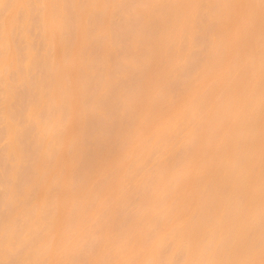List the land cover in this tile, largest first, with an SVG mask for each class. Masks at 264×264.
<instances>
[{"label": "rangeland", "instance_id": "rangeland-1", "mask_svg": "<svg viewBox=\"0 0 264 264\" xmlns=\"http://www.w3.org/2000/svg\"><path fill=\"white\" fill-rule=\"evenodd\" d=\"M21 1L19 0V3L22 4ZM204 1L206 2V0H204ZM233 1H231V2H233ZM257 1H254L252 3L255 4V2H257ZM262 1L263 0H261V2H259V4L262 3ZM0 2L1 3L3 2L2 4H0V37H2L1 32H3V30L5 31L6 28L4 27L5 29L1 30V26H3L2 24L5 21L6 14L7 13L11 14L10 10H12V9L10 8V5H12V4H11V0H4V1L1 0ZM205 2H202V3H205ZM208 2H209V0H208ZM211 2H213V1H211ZM19 3H14V4L19 5ZM46 3H48V1ZM46 3H44V4L46 5ZM59 3H60V6H59ZM40 4H42L41 0H25V3L23 5V7H24L23 9L21 8V6H20L21 9L14 7L15 9H18L17 11H19V12L17 14V11H15V9H14V10H12V13H13V11L16 12L14 14L17 15L18 19L20 20L19 22L21 23V21H22L24 23V26H23L24 30H22L23 32L21 30H19L22 23L20 24L17 21V19L14 18L13 20H15L16 23L18 22L20 24V26L17 23V25L19 26L18 29H16L18 26H16L15 24L14 25L16 26V28H12V31L10 28L9 34L11 33V37H10L11 40H10V38H8V41L10 40L12 42V46H11V42H9L10 43V45H9V43L6 40H4L7 42V44L5 43V47H6V45H9L7 54L11 53V52H9L10 51L9 47H11L12 48L11 50H13L15 57H14V62L13 61L11 62V59H10L9 62H11V64L8 62L10 65L9 64H8V66L6 65V68H4L2 66V68H4V69H2L0 67V69H2L1 75H3V79H2V76L0 75V242L3 244V242L5 240L7 241L8 240L7 235L9 236V239H10V240H8L9 243L11 242L10 244L8 243V241H7L8 244L6 242L4 243V245L5 244H7L9 246L11 245V248H9V249H8L7 245L5 246L7 248L0 246V264H25V263H28L29 260L30 261L32 260L31 264H49L50 261L49 262H47V261L50 257L52 258V256H51V253L47 255V253H49L47 251H49L50 249L52 250V248H53L52 245H54L55 243H58V242H56L57 239L55 240L54 243H51V241H50V244H52V245L48 244V242L47 243L45 242V239H47L50 235L52 236V237L50 236V240L55 238L54 234L52 235V232L49 236H47V231L49 230V229H47L48 228L47 223L49 222V219L52 218V216H55L57 214L58 210L62 211L61 213L64 215V211H65L64 209L66 207L65 203L68 202L70 204L72 202V201L69 202L68 199H70V198L72 199V197H74V196H77L76 198H78V199H87V196H89V192L94 193V194L96 192L97 195H99L101 190L104 189L105 187H107L106 185L108 183H109L108 185H110V181L114 177L113 176L114 174L119 173L118 175H115L118 178L122 177V176L119 177V175H121V173L125 174V172H126V174H127V172L129 170L124 171L123 170L124 168L122 169V167H126L132 161L131 159H133V158H131L130 162H128L129 161L128 160L129 154L124 153V152H126V150L124 151V149L128 148V150H129V147H130L129 143L132 142L130 140L132 138V135L135 134L134 132L136 131L138 123L140 124L139 121L142 120L141 126H138V127H140L141 129L146 128L145 130H147L150 133H152L156 128L158 129V127L164 128L162 126H166L167 122H169L171 120V118H173L172 116H174V115H171L170 116L171 118L167 117L169 114H171V113H169V114L167 113V112H169L168 110L170 109L169 107H171V104L173 106V104L178 102L177 100H182V98L186 95L189 96L191 94L190 92H192L191 90H193L192 89L193 86L195 84L197 85V83H198V85L201 84L204 77L206 76V78H207V74L210 71H212V69L214 67L216 70H218V68L221 69V67L223 66L222 64L225 62V59L228 58V56L227 55L225 56V54H224V48H226V47L228 48L229 46L231 47L233 45L232 42L229 43V41L225 38L226 40H221L220 44L217 43V45L219 44V46H217L218 48L216 50L215 49L216 47L214 48V46H213V44H211V40H210V37L213 36V34L210 36L211 31H213L214 29L217 30L219 28V24H218L219 20H221L224 15H227V13L224 14L221 9L222 8L224 9L225 7L229 6V0H214V2L212 4H210L211 5V7L209 8L210 10H207V8L205 9V11L207 10L210 13L207 11L206 12L203 11L205 8L204 7L205 5L203 6L204 7L203 9L199 10V7H198L199 5L196 6L197 4L194 3L195 6L198 7L196 10V8L192 5L191 0H56V4L52 3L54 5V7L52 8L50 15H52L51 16L52 19L56 18V16L58 14L60 15L59 23H56L54 21L55 19L53 20V23H52L57 28V30L54 29L55 27L52 28L53 31L55 30L54 33L57 32V34H56L57 42H55V44H57V46H58V47H56L57 51H55L56 50L55 47H54L55 50H53V46H56V45H54V40H55L54 37L51 36V38H50V39H54L52 42L51 40H49L45 36L46 32H45V35L43 34L44 33L43 30L48 28V26H49L47 24L48 26L46 27L45 25H43V22H44V24H46L47 22L51 23L52 19L50 21L49 20L46 21L45 17H46V14L48 11L47 12L43 11V12H45V15H44L45 17H42V14H41L42 13V7L41 6H43V5L40 6ZM231 4L232 3H230V5ZM45 5H44V7H45ZM47 5H50V4H47ZM261 5L263 6L264 2H263V4H260L258 7L259 8L262 7ZM200 7H202V4ZM45 8H47V6ZM229 9H231V8H229ZM8 11H10V12H8ZM227 11L228 10H226L225 12H227ZM262 12H263V10H262ZM262 12L259 11L258 13H262ZM208 13L210 15H212L211 17L214 20H212V19H211L212 21L210 20L211 17L209 16ZM82 14H85V15H82ZM190 15H192V16H190ZM263 16H264V13H263ZM41 17L43 19L45 18V21L44 20L42 21ZM183 17L189 18V19H187V22H185L186 23L185 25H183V22H182ZM80 18H82L84 21L80 20ZM3 19H4V21L2 23ZM79 21H80V24L82 26L84 25V27H80L81 25H79ZM183 21H185V20H183ZM10 26H11V24L9 25V27ZM44 26L46 28H44ZM50 27H51V25H50ZM78 27H79V29H78ZM80 28H81L82 34H81V31L80 32L78 31V30H80ZM6 30H7V32L9 31L8 29H6ZM261 32H263V31H261ZM54 33H52V34H54ZM5 34H7V36H8V33H5ZM79 34L81 37L79 36ZM5 36L6 35H4V38H5ZM54 36H55V34H54ZM188 36H189V38H188ZM211 39H213V38H211ZM188 40L190 43L188 42ZM239 40H240V38H239ZM256 40L258 41V43L255 44V42H257ZM2 41H3V39H2ZM2 41L0 43H2ZM253 41H254V44H252L253 46L256 45L257 48L261 49V50H262V48H264L263 47L264 46V34L261 37L259 36L258 39H256V38L253 39ZM209 44L213 48L212 51H214V52L211 51L212 48L210 47V51L212 53H210V51L208 49L210 46ZM256 46H254L255 50H256ZM239 47H238V49L241 48V47L240 48ZM1 48H2V44H1L0 49ZM27 48H30V50H32L31 51L32 57L29 58V59H31L30 64L24 66V63H22V62L23 61L27 62L25 60H28L26 58L24 60V57L27 55V52H26ZM76 49H77V51H76ZM24 51H25V53H24ZM52 51L53 52L55 51V53L57 52L58 59H55V56L51 55ZM76 52H78V54ZM239 52H242V51H239ZM182 53H185V57H183L184 58L183 60L180 58V55H182ZM7 54H6V56L8 57L10 54H8V55ZM74 54H76V56ZM53 55H56V54H53ZM51 56L54 57L53 62H51V60H53V59H51ZM10 57H12V56L10 55ZM26 57L28 58L29 56L27 55ZM0 58H2V57H0ZM179 59H180V62H179ZM8 60L6 59V62ZM12 60H13V57H12ZM28 62H29V60H28ZM239 62H241V61H239ZM254 62L256 63V61H254ZM247 65H249V64H247ZM59 69H61L64 72V74L66 73L65 76L63 75V77L66 78V79L64 78L65 79L64 81L68 82L69 88H70V86H72V84H73V86L74 85L78 86L77 88L79 90L75 89L76 86L71 87V89L73 90L72 94L76 95L75 97L73 95L72 98H74V99L76 98L75 105H77V106L75 108H78L77 113L75 112L76 109L74 108V106H72V103L74 104V102H72L74 99L69 98L70 99V101H69L70 104H69L66 100L67 96L66 97L64 96L61 98V99H63V98L64 99L61 100V102H57L58 104H55V105L49 104L48 101L44 100L45 105L46 104L48 106L52 105V107L50 109L48 107H47L48 109H43V107H41L42 108L41 109L38 106L39 104H37L36 106H38L41 109L40 111H38V109L36 107L32 106L33 108L37 109V110L36 109L35 110L38 111L37 116H40L39 117L40 120L37 122H34L33 121L34 118H33L32 122H31L30 121L31 119H28L31 117H26L25 113L28 110H31L32 108L26 110L27 107L32 105V104H30L32 102H33V104L37 103V101L39 100L38 95H37L38 91H40V93L38 92L39 96L42 94L43 97H45L44 96L45 93L51 94V90H50L51 85H52V83H54L53 86L55 85V82H53L55 79V75H56L55 72H57ZM222 70H224V66L222 67ZM228 71H229V69H228ZM59 74H61V73L59 72ZM68 74H71L73 78L71 79L70 78L71 76ZM211 74H212V72H211ZM238 74L239 73L237 72V74L234 76L235 79L231 80L230 82L232 85L236 86L237 88H239L241 85L246 86L248 88L250 86V88L252 89L251 95L249 96L247 103H245V106H246L245 110H250V111L254 110V112L256 113L258 110L262 109V107L261 106L259 107L258 104L264 103V95L259 96V88L261 85L258 83L256 84V82L251 83V80L253 78V74L249 77L248 81H243V80L237 79ZM74 75H75L76 79H74ZM59 76H57V77L63 83V79H61ZM261 77H262V79H264V72H263ZM70 79L74 80V81L72 82V81H70ZM228 80H230V79H228ZM69 82H71V84ZM57 83L59 84L60 81ZM214 84L218 85L219 82L217 83V80H216V83H214ZM261 84L264 85V80L261 81ZM215 85L214 86L212 85V86L215 87ZM66 86H67V84H66ZM66 86H65V88H66ZM58 87H59V85L57 86V88L54 87L52 91H54V90L56 91L58 89ZM36 88H39L40 90H38L36 92ZM60 88H61V85H60ZM65 88H64V90H65ZM69 88H68V90H69ZM218 88L220 89V85ZM229 88H230V84H229ZM48 90L50 92H47ZM202 90L203 89H201V91ZM207 90H209V89H207ZM216 90H217V88H216ZM7 91L9 93V97H10L9 103H7V100H6ZM74 91L75 92L77 91L78 94H77V92L74 93ZM209 92H207V93L205 92L203 94L201 93L200 97L205 98L204 96H206V94H208ZM215 92H216V94H219L221 92V90L215 91ZM215 92H213V93H215ZM222 92H224V89ZM222 92H221V94H222ZM56 93H57V91H56ZM60 93H61V90H60ZM66 93H69V92H65V94ZM63 94L64 93L62 92L61 95L60 94H58V95L63 96ZM216 94H215V96L213 95L214 98H216V96H217ZM221 94H219L220 97H221ZM45 95H47V94H45ZM224 95H223L220 103L210 104L212 101V99H211V101L209 100L210 101L209 104L207 103L206 106L202 107V113L204 114L205 118L203 119L202 122H200L201 125H199V127L201 129H203V127L206 129V131L204 130L206 132L205 133L206 134V136H205L206 137L205 138L206 143L204 141L203 146H205V149H208V151H210L209 148H212L211 147L212 142L214 140L220 139V137H221L220 131H221V128L225 122L236 121L239 125L242 123V118H243L242 115H243V112L245 110H242L241 112L233 113V112H231V109H230V107L232 106V101L235 100L236 98H238L239 96H233L232 101L230 99V102L227 103L226 102L227 98ZM209 96L210 95H208L207 98H210ZM53 97H56V95H54ZM68 97H69V94H68ZM217 97L219 98V96H217ZM197 98H195V99H197ZM211 98H213V97H211ZM40 99H42V98H40ZM43 99H42V101H43ZM50 99H51V96H50ZM47 100H48V98H47ZM58 100L60 101L59 98H58ZM214 100L215 99H213V101ZM185 101H187V100H185ZM49 102H52V101H49ZM54 103H55V100H54ZM183 103L186 104L185 102H183ZM198 103H200V102H198ZM6 104L8 106H5ZM40 104L42 106V103H40ZM45 105H44V107H45ZM68 105H70V109H71V106L74 108L73 110H74L76 116H73L74 112H72L73 111L72 109H71L72 111H70V113H69L70 109H69ZM177 105H178V103H177ZM187 105L189 107V104H187ZM173 107L176 108L175 105ZM6 108H8L7 112L5 111ZM175 108H173V109H175ZM195 108H197V106H195L194 109ZM199 108H201V107L199 106ZM227 108H228V112L226 113ZM256 108H257V110H256ZM223 109H225V113L224 112L222 113ZM199 110H201V109H199ZM197 111L198 110H196V112ZM29 112H33V110L29 111ZM71 112L73 114L72 115L73 117L71 116V118L75 117L74 119H76L75 120L76 127L74 126L75 124H73L74 121L70 124L72 119L69 122ZM174 113H175V111H174ZM199 113H201V111ZM26 114L28 115V112ZM188 114H190V113H188ZM201 114H200V116H201ZM29 115H31V114L29 113ZM33 115L34 114L32 113V116ZM182 115L184 117V115H186V114H182ZM182 115L180 114L179 117ZM191 115L192 114H190V116ZM218 116L221 119L220 121L216 120V118H218ZM47 117L49 119H52L51 123L48 120V123L46 124L45 120L47 121V119H45V118H47ZM67 117H68V119H67ZM194 117H192V118H194ZM249 117L251 119L249 131L243 135L238 133V132H234L233 134L232 133L229 134L230 142H231V140H234L236 143L235 144L233 143L232 146H223L220 144L219 147H215V150H218L215 152V154H217V155L207 158L204 162L206 166L214 167L213 169L216 168L217 169L216 172L219 175V174H222L221 166L224 165V156L223 155L229 154L231 166H232L231 175H234V173H236L238 175V177H240V179H239L240 182L236 185L237 188L235 189L234 195L232 197H230L228 194L229 193L228 188L222 186L219 189L217 196H211V194L208 192L209 188H211V186H212V183L210 180H209V182H207L205 179H202L200 181L198 180V184H197V186H195L196 187L195 188V195L197 194L200 197L197 207L199 208V210L206 212V213H203V215H201V217H200V215L196 216V217L201 218L199 220L200 224H198V226H200V228H199V231L196 232L197 236L195 238V245H194L195 249H196V255H197V264H213L211 259H214V258L216 259V261H214V264L216 262L219 264H252V262H250L251 261V258H250L251 253L258 251V250H263V252H264V206L260 209V206H257L256 203L258 205H261V204L257 201L255 204L252 205L251 212L247 211L248 208H245L244 210H240V206H242V204L244 202V198L246 195H250L253 198H257L260 195L258 193L263 192L262 189H261V191H257L256 187H255V183H254V182H259L260 177L264 174V148H261V147L257 148V146H255V144L253 143L257 140H261V138H262V136H260V133L257 131V125H256V124H259L261 118L258 114H255L254 116L251 115ZM42 118L45 119L44 122H45L46 126L48 125V128L53 129V131H51V133L54 132V133H52V135L53 134L56 135V133H58V131L60 133V130L62 131L63 127H61V125H59V124H62L63 122L59 123V121L60 122L65 121V120L68 121L69 124L67 122H66V124L68 127L70 125L69 128L74 126V127H72L73 129L72 128L71 129H72V132H74V131L76 132L75 133L76 135L73 133V135L75 137H73V139L71 141H69V142L73 141V143H69V144L65 145L67 138L63 139L61 137V141L65 140V143L63 141V143L60 142L62 144H59L57 141L60 139H57L58 136L56 137L54 135L53 137H56L57 141L56 140L55 141L58 143V144H55L54 141H52L53 139H50L48 137L54 143L52 145V148L56 147V148H54V150L55 149H57L58 151L62 150L61 152H63L62 154L64 157L62 156L63 161L61 162V164H63L64 160L65 161L67 160L66 162L69 163L68 166L70 165V163H72V164L69 166L70 168H68V167L65 168V170L67 169V172H65V170L62 171L63 173L65 172V174L63 175V177H61V179H64L65 182H64V184H62L63 180H62V182H59V185L57 186V190H55V193L58 192V193H56V194H58V197H54L55 195L54 196L52 195L54 198L51 199V197L47 196L50 198L51 201H54V202L48 203L49 206L51 204L50 207L48 205H46L44 207L46 209L42 208V210H44V211H43V214L40 215V217L44 216L48 220V221H45V223L43 222L45 219L42 221L43 224H45V226L44 225L43 226L42 225L37 226V227L34 226L35 228L32 227L30 229H29V227L27 228V226H26V230H25L23 228L25 224L23 225L24 222H22V218H24L25 215H27L26 218H28V215H31L34 212V207H33V212L31 209V206L35 205V204H33L34 198L36 196H39V195L42 196V193L40 192L41 190H39L42 187V186H39L42 182L39 183V185H38L40 187V188L39 187L37 188L38 191L36 190L37 185L34 186L35 185L34 181H36L34 178H37L36 170L41 166V165H39V167H38L37 164H35V163H37L36 161L42 159L41 154H39V152L41 153L42 152L41 149H43L42 144H41L42 140L40 139V134L37 135V137L39 139L37 137H35L36 136L35 133H37V131L35 132V129L37 130V129L41 128V127L39 128L38 125L39 124L42 125V123H44L41 120ZM54 118L56 120H58L59 124L56 123L57 126H55L56 120H54ZM175 118H176V116H175ZM186 119H187V117H186ZM195 119H196V117H195ZM199 119H201V118H199ZM177 120H178V118H177ZM28 121H30V122H28ZM40 121L42 123H38ZM177 122H180V121H177ZM184 123L186 124L187 122H184ZM45 124H43V126ZM195 124H198V123H195ZM187 125H188V123H187ZM21 126H22V128H21ZM172 126H174V125H172ZM190 126H191V123H190ZM9 127H12V128L16 127L15 130H18V132L20 131L18 133V135L15 134L16 131L14 132V134L16 135V138H15V136H12V134H11V136L13 137V140H15V139L17 140L16 142L18 143L17 145L19 146L20 152H21V159H17L18 163L15 162V160H13V159H15L14 158L15 156L12 153L8 154L9 151L7 150V145H8L9 141L6 139V136H8L9 134L7 135L6 133H7V130ZM60 127H61V129H60ZM12 128H9V129L12 130ZM75 128H76V130H74ZM44 129L45 128L43 127L42 130H44ZM71 129H70V131H71ZM169 129L170 130H167V128H166V131L164 133L162 132L163 133L162 135L165 138L166 137L171 138V140H173V143H174V144H171L172 147L174 148L173 151L171 150L172 151L171 153L166 154L167 155V159H166L167 166L172 172L173 168H177V167H180V165H182V162L184 161L183 160L184 154H185V157L187 155L192 156V153L197 148V146H200L202 149H203V147H202V145H199V142H200L199 137L200 136H197L194 140L192 139V141L189 142L188 144H184V143L179 142V140H181V139H179V137L182 135V131L184 129L181 130L180 127L177 130L175 129V131L173 129L171 130V127H169ZM191 129H193V127H191ZM46 130H49V129L46 128ZM65 130L68 131L67 127L65 129H63V131L61 133H64ZM195 130L197 131L198 129H195ZM66 131H65V134H63L64 137H67L68 136L67 134L72 133L69 131V133L67 132V134H66ZM138 131H139V129H138ZM147 131L145 133L148 134ZM157 131L159 132V129ZM9 132H11V131H9ZM45 132H47V131H45ZM38 133H39V130H38ZM61 133L58 135L61 136L62 135ZM147 134H145V136ZM156 134H157V132L155 133V135ZM185 134H187V133H185ZM201 134H203V133H201ZM43 135H45V133H43ZM65 135H67V136H65ZM137 135H138V133H137ZM142 135L143 134H141V136ZM162 135H159V137ZM71 136H72V134H71ZM148 136H149V138H148ZM139 137H140V135H139ZM139 137H138V140H139ZM156 137H157V135H156ZM183 137H182V139H183ZM8 138H10V137L8 136ZM36 138L38 139L37 140L38 144L36 142ZM44 138H47V136H45ZM135 138L136 137L134 136L133 139L135 140ZM142 138L145 139V137H143V136H142ZM147 138L151 140L153 137L151 134H148ZM184 138L187 139L186 137H184ZM68 139H71V138H68ZM74 139L76 140V142L74 141ZM153 140H155V139L153 138ZM153 140L151 142H153ZM164 140H167V138ZM169 140L170 139H168V141ZM43 141H46V140H43ZM135 141H137V140H135ZM168 141H167V143H168ZM201 141H203V139ZM145 142H147V140ZM163 142L166 143V141H160L159 138H158V140H156L154 147L152 146L153 148L150 150V153H148L149 156L147 157L148 158L147 162L145 161V164L143 163L141 166H139V168L138 167L136 168L135 176L140 171H143V170L145 171V173L148 170L151 171V169L155 170V168H156L155 166L157 164V157L159 156V154H162L163 147L165 146V144ZM182 142H185V141L183 140ZM244 142H246V143H244ZM48 143H50V142H48ZM135 143H137V142H135ZM142 143H143V141H142ZM248 143H252V144L249 146ZM44 144L45 143H43V145ZM127 144L129 145V147H126ZM163 144H164V146H163ZM13 145L14 144H12L11 147L14 149ZM17 145L15 143L14 146L17 147ZM136 145H138V144H135V146ZM139 145H142V144L139 143ZM147 145L149 148L150 144H147ZM49 146H51V144H49ZM142 147H144V146H142ZM19 148H17V149H19ZM47 148H48V145H47ZM49 148L52 150L51 147H49ZM132 148L135 149V147H132ZM132 148H130V149H132ZM8 149H11L10 145H9ZM44 149H46V148H44ZM143 149L140 148V150H143ZM57 150L53 153L51 152V154H50V151H48V149H46L44 151V152H46V151L49 152L47 154L48 158L51 156L49 158V161H51L50 159L54 155L57 154L56 153ZM137 150H135V151H137ZM169 150L167 149L166 151H169ZM14 151H15V149H14ZM14 151H13V153L15 154ZM200 151H202V150H199V152ZM17 152L18 153H16V156L20 155L18 150H17ZM196 152H198V151L196 150ZM257 152L259 155H257ZM46 153H45V157H47ZM133 153H135V152L133 151ZM145 153H147V152H145ZM164 153H166V152H164ZM125 154H127V156H125ZM201 154H203V152ZM10 155H13V156L10 157ZM60 155H61V153H60ZM60 155L58 154V156H60ZM7 156H9L10 158ZM58 156H54V157L57 158ZM132 156H135V155H132ZM193 156H194V154H193ZM252 156H258V158L254 160V163L252 162L253 161ZM16 158H19V157H16ZM62 158L60 160H62ZM165 158L166 157L164 155V159ZM141 159L142 158H140V161L139 160H137V161L141 162ZM145 159H146V157H145ZM164 159L162 157V160H164ZM186 159H188V158H186ZM10 160L12 162L17 163V166L14 163V167L16 166L15 167L16 169L14 170V175H11V173L13 174V171L11 172L13 166H11L12 163ZM58 160L59 159L57 158L56 161L59 164L60 160L59 161ZM143 160H144V157H143ZM143 160H142V162H143ZM159 161H161V160H159ZM188 161H190V159ZM53 162H55V160ZM50 163H47V164H50ZM65 163L63 164V166H65V165L67 166V164H65ZM34 164L36 165L35 173H34V166H35ZM39 164H40V162H39ZM41 164H43L42 160H41ZM131 164H132V162H131ZM51 165H53V163H51L50 166ZM124 165H126V166H124ZM44 166H46V164ZM44 166H43V168H44ZM136 166H138V165H136ZM161 166L164 168L163 165H161ZM167 166H166V168H167ZM46 167L48 168L49 165H47ZM46 167L44 169H47ZM53 167L54 168L58 167V165H56V162H55V166H53ZM53 167H52L53 170L50 169L49 172L53 171V173H52L53 175L58 174L57 168L55 170ZM147 167L148 168L152 167V168L151 169L149 168L147 170L146 169ZM49 168H51V167H49ZM100 168H102V172L100 171L101 170ZM168 168L166 171L169 172ZM125 170H127V169L125 168ZM154 170H152V171H154ZM156 170H158V169H156ZM133 171H134V169H133ZM178 171H180V169ZM49 172H48V174H49ZM62 172L60 171V174ZM163 172H165V171H163ZM54 173H56V174H54ZM66 173H67V176H66ZM130 173H131V171L129 172V174ZM35 174H36V177H35ZM44 174L48 175L47 173H44ZM132 174H134V173H132ZM152 175H153V173H152ZM159 175L161 176L162 174L159 173ZM160 176H157V177H160ZM166 176H167V174H166ZM41 177H44V176H41ZM41 177H39V180ZM49 177L51 178V176L48 175V178ZM59 177H60V175H59ZM59 177H57V179ZM66 177H67V180H65ZM125 177H127V176H125ZM125 177H123V179H121V180H117V179L116 180L119 182V181L124 180ZM131 177H133V176H131ZM140 177H138V178H140ZM153 177H155V176H153ZM144 178H146V176ZM247 178H250L252 181L247 182L246 181ZM33 179H34V181H33L34 185H32ZM46 179H47V177L45 178V180ZM114 179L115 178H113V180ZM148 179H150L149 175H148L146 182L148 181ZM39 180H37V181H39ZM55 180L56 179H54V181ZM129 180H127V181L124 180V181L127 183ZM132 180H133V178H132ZM42 181H43V179H42ZM131 181H129V182H131ZM139 181H140V179H138V182ZM144 181H145V179H144ZM50 182H51V180H50ZM43 183H44V181H43ZM116 183H114V184H116ZM136 183H134V184H136ZM153 183H155V182H153ZM45 184H46V182H45ZM45 184L44 185L41 184V185L45 186ZM56 184H55V187H56ZM111 184H112L111 187L115 186V185H113L112 182H111ZM117 184H119V183H117ZM122 184L125 185L124 183H122ZM131 184H130V186H124L123 187V193H124V188L127 187V190H128V195L126 192V196H127V199L125 198L127 200L126 202H124V203L122 202L125 195L123 196L122 200L117 198V196L119 197L120 193L118 195L115 194L117 196L114 197V198H116V200L119 199L117 204L112 203V202H114L113 200H115V199H112V200L108 199L106 201L107 198H105V200H102V201H106L105 203L108 205H107V207H105L103 212L100 211L101 212L100 218L97 217V219L94 221L93 225L91 223L92 226L89 229H86L85 231L83 230L85 232L84 236H81V234H80V236H77V243H75L76 245L73 247V249L71 246V251L68 249V252L65 251L66 254L65 255L63 254L64 256H66V258H65L66 260L65 259L64 260L67 262V264H89V262H90L89 260H91V258L94 259L91 261V263L93 261H95V263H96V260H97V263H102V264H104L105 262H107L110 259H111L110 260L111 262L113 261L112 260L113 258L112 257L110 258V254H109V253H111V251L110 252H107L106 250L103 251L104 247H102V245L103 244L108 245L109 242H111L113 244L116 241H118L119 237L122 238V236H124V235H122L123 232L125 231L124 229H126L125 227L130 223V221L134 217H135V219L137 218L140 220L142 217L146 219V217L148 216V215L146 216V209L145 208L149 205V204H147V202L150 200L149 196H152V195L150 194L149 196H147V197H149L148 201H147V197L146 198L144 197V193L146 192V190H148L151 187L152 179L148 183L143 184V185H145V187H142L143 185L142 186L139 185L140 183L138 184L139 186H135V187H133L134 184H133V186H131ZM51 185H52V182H51ZM117 187L115 186V188H117ZM108 188H107V190L109 191ZM115 188L113 189V191L111 192L112 194H110V195H113L114 194L113 192H118L119 190L122 189L121 185H120L121 189L118 187L119 188V190H118V188H117L118 191L117 190L115 191ZM41 189H43V188H41ZM52 189L54 192V186ZM45 190L46 189H44V191ZM127 190H125V191H127ZM36 192H38V193H36ZM109 192L107 193V191H106V194H109ZM207 192H208V194L206 197ZM39 193H41V194H39ZM103 193H105L104 190L102 191L101 194L103 195ZM47 194L51 195L50 191ZM59 194H61V195L63 194L64 195L63 198L61 196H59ZM122 195L123 194H121V196ZM145 195H146V193H145ZM41 196H39V198ZM94 196L92 194L91 197H94ZM103 196L106 197V195H103ZM121 196H120V198H121ZM42 197H44V195ZM102 197H100V198H102ZM141 197L145 198V201H147L146 202L147 206H146V204L145 205L140 204L141 202H143ZM39 198L36 197V200H38ZM44 198H46V196ZM44 198H42V199H44ZM91 199L86 200L87 204L89 203V207H91L90 205H92L93 202H95V201L92 202ZM98 199H99V197H98ZM153 199H152V201H153ZM263 199H264V196H263ZM93 200H95V199H93ZM163 200H166V199L163 198ZM40 201H39V203H40ZM98 201H101V200H98ZM102 201H101V203H102ZM160 201H161L160 203H162V200H160ZM37 202L35 201V203H37ZM45 202H46V199H45ZM47 202H48V200H47ZM78 202L82 203L84 201L79 200ZM121 202L123 204L118 205ZM39 203H38V205H39ZM101 203L99 202L100 207H103V206H101ZM105 203H103V204H105ZM111 203H112V205H110ZM153 203H154V201H153ZM203 203H204V205H203ZM52 204H54V205H52ZM57 204H58V206L61 207V209L64 207V206L62 207V205H65L64 209L61 210L60 207H58V206H57L58 207V209H57V207H55V205H57ZM75 204H77L76 200H75ZM75 204H71V206L67 205V208H70V207L73 208V209H69V210H71L70 212L66 209V211H68V213H71V214L67 213L69 215V217H68L69 219H66L67 217H63L65 219H63L61 217L62 219L59 218V220H57V218H56V220L59 222V224H57L58 222H56V225H54L55 224V222H54L53 226L50 230H54L55 228L53 229V227L57 226L56 228L60 227L58 230L62 234L69 233L72 236V238L75 234H77L78 230L75 233V232H70L68 229L69 225L73 226V224H74V223L71 224L72 219L70 220V218H72L73 216H75V218H76V215H72V214H74L73 210H74V208H75V210H77L76 208L79 207V205H80L78 203L79 205H77V207H76V206H74ZM85 204L86 203H84V205ZM72 205L74 207H72ZM68 206H70V207H68ZM94 206H95V204H94ZM144 206H146V207H144ZM81 207H83V206L81 205L80 208ZM86 207L88 208V205ZM83 209H84V211L86 210L85 207ZM89 209H87V210H89ZM96 209H97V207H96ZM16 210H17V212L15 214L14 212ZM100 210H102V209L100 208ZM147 210L150 211V208H148ZM78 211H80V209ZM39 213H37V214H39ZM61 213L57 214L58 217L63 216V215H60ZM79 213L81 214V211ZM196 213H198V212H196ZM13 214H15L16 216L15 215L13 216ZM35 214H34V216H35ZM83 214H84V216L88 215V214L85 215V213H83ZM93 214H95V213H93ZM96 214H99V213H96ZM191 214H192V212H191ZM57 215H56V217H57ZM70 215H72V217ZM79 216L80 215H78V218H79ZM94 216H96V215H93V217ZM104 216H105V218H104ZM144 216H146V217H144ZM33 217L29 216V219L33 218ZM37 217H38V215H37ZM89 217H91V216H89ZM240 217L242 218L241 220H240ZM83 218H85V217H83ZM35 219H36V216H35ZM41 219H39V220H41ZM85 219L81 220L82 223L79 222L80 220L78 222L80 224L84 225L86 223ZM135 219H133V220H135ZM193 219H192V221H193ZM24 220H26V219H24ZM87 220H88V218H87ZM133 220L131 221L132 223L134 222ZM153 220H152V222H153ZM157 220L155 222L156 224L157 223L160 224L162 221V220H159V221H157ZM52 221H54V220H52ZM83 221H85V223ZM20 222H22V224ZM25 222H27V220ZM39 222H37V223H39ZM42 222H40V223H42ZM73 222H75V221L73 220ZM89 222H90V218H89ZM137 222L139 223V221H137ZM49 223L51 224V221ZM135 223H136V221H135ZM26 224L29 225L28 223H26ZM75 224H76V222H75ZM154 224L151 226L152 228L149 227L150 229H148V230H144V227L142 226L144 233L146 234L149 232H155L156 234L157 233L159 234L160 231L159 232H157V230L153 231V229L155 227H156L155 229H157L158 226H161V225L157 224L158 226H156V224L155 225ZM201 224H202V226H201ZM34 225H36V224H34ZM241 225L245 226L244 227L245 233L243 235H240V233L238 231V228ZM139 226L140 225H138V227ZM21 227L24 230H21L22 229ZM107 227L109 229H107ZM73 228H70V229H73ZM135 228H136V225H135ZM135 228H133V230H135ZM80 229H82V228L80 227ZM151 229H152V231H151ZM160 229L161 228L159 227L158 230H160ZM28 230H29V233H28ZM58 230L56 229V231H58ZM104 230H107V231L109 230L110 233L108 231L107 233H109V234H105L106 232L104 233ZM138 230H139V228H138ZM59 231H58V233H59ZM72 231H74V230H72ZM126 231H128V230H126ZM126 231H125V233H126ZM165 232L166 231H164V233ZM19 233H20V235L22 233L24 235L26 234V236H24V239H22V241H19V239H20L19 238L20 236H18ZM48 233H49V231H48ZM58 233H56V234H58ZM164 233H162V234L164 235ZM137 234H139V233H137ZM137 234H135L136 238L142 237L141 235H140L141 237L137 236ZM145 234H144V236H146ZM172 234H170V235H172ZM70 235H68V236H70ZM108 235H109V237H108ZM147 235L148 236L146 237V241L150 240V235L149 234H147ZM10 236H11V238H10ZM62 236H64V235H62ZM5 237H6V239H3V241H1L2 238H5ZM58 237H56V238H58ZM68 238H66L67 243L70 242L69 241L70 238L69 239ZM127 238H129V237H125V239H127ZM131 238H133V237H131ZM131 238H129L130 241H131ZM136 238H134V239H136ZM11 239H12V241H11ZM48 239H47V241H48ZM143 239H145V238H143ZM170 239L172 240V238H170ZM165 240H167V238ZM53 241H54V239H53ZM106 241L107 242L109 241V242L107 243ZM128 241L129 240L127 239V242ZM138 241H140V240H138ZM162 241L164 243L158 249L159 255L155 259L156 262L153 263L152 261L149 260L147 262L145 261L146 262L145 264H168V262L171 261V260L168 261L169 259H172L171 263H169V264H183L184 261L188 258V253H187L188 249H185L186 247L183 246L182 248H180V249L178 248L177 250H175V252H173L171 255L170 248L172 247L171 245H173V244L166 242L164 240H162ZM174 241H175V239H174ZM191 241L192 240H190V244L192 243ZM149 242L147 244H149ZM186 242H187V240H186ZM1 243H0V245H1ZM59 243L62 244L63 241H61ZM118 243H120V242L118 241ZM133 243L135 244V241ZM64 244H65V240H64ZM120 244H119V246H120ZM179 244L181 245V243H179ZM111 245H109L108 247L113 248V247H111ZM125 245H126V243H125ZM140 245H142V244H138V246H140ZM143 245H145V244H143ZM41 246L42 247L44 246V248H42V249L46 248L47 253H45L42 250L43 252L41 251L42 252L40 255L41 257L39 256L40 257L39 258L36 256V259L33 260L35 255L33 256L32 254L33 253L35 254V252H37L36 251L37 248L41 247ZM128 246H132V245H128ZM156 246H157V244H156ZM158 246H160V245H158ZM190 246H188V247H190ZM54 247H57V246L54 245ZM67 247H69V246H67ZM108 247H106V248H108ZM136 247H134L132 249L134 250ZM145 247H146V245H145ZM115 248H117V247H115ZM124 248L126 249L127 245ZM55 249H53L52 251H54ZM128 249H130V247ZM128 249H126V251ZM156 249H155V252H156ZM192 249H194V248H192ZM168 250H169V252H168ZM117 251H118V249H117ZM54 252H52V255ZM56 252H57V250H56ZM116 252H114V253H116ZM118 252H121V251H118ZM153 252H152V254H153ZM190 252H191V250H190ZM62 253H64V252H62ZM124 253L126 255V252H124ZM130 253H132V252H130ZM168 253H170V255L172 257L169 256ZM133 254L134 253H132V256H133ZM141 254H143V253H140V255ZM154 254H156V253H154ZM49 255H50V257L48 258ZM97 255H99L100 257L95 260V256H97ZM165 255H168L170 258L166 257ZM32 256H33V258H31ZM61 256L58 259V261L61 258H63V256L62 257ZM116 257L119 259V257L115 255V258ZM144 257H146V256H144ZM144 257H142V258H144ZM165 257H166V259L167 258H169V259L166 260ZM121 258H123V257H121ZM25 259H29V260H27V262H24ZM219 259H220V261H219ZM49 260L52 261V259H49ZM127 260H129V259H127ZM151 260L154 261V257ZM65 261H62V262H64L63 264L66 263ZM120 261L121 260H119V262ZM129 261H127V262H129ZM119 262H117V264ZM121 262H123V260ZM124 263L126 264V262H124ZM58 264H61V263H58ZM111 264H113V263H111ZM119 264H121V263H119Z\"/></svg>", "mask_w": 264, "mask_h": 264}, {"label": "bare ground", "instance_id": "bare-ground-1", "mask_svg": "<svg viewBox=\"0 0 264 264\" xmlns=\"http://www.w3.org/2000/svg\"><path fill=\"white\" fill-rule=\"evenodd\" d=\"M1 1V0H0ZM2 1H4V0H2ZM21 1V0H20ZM48 1V3H46ZM41 0V3L42 4H40V6L41 5H43V6H41L42 7V17H45L44 15H45V12H47V14H46V21H50L52 18H51V16L52 15H50L51 14V11H52V8L54 7V5L53 4H56V0ZM211 1H213L214 2V0H211ZM210 0H209V2H208V0H206V2L204 1V0H191V2H192V5L196 8V10H197V8L199 7V10L200 9H203L204 7V10L203 11H205V9L207 8V10H210L209 8L211 7V5L210 4H212L213 2H211ZM231 1H233V0H229V6L228 7H225L224 9L222 8L221 10L223 11V13L224 14H226L227 13V15H224L223 16V18L221 19V20H219V22H218V24H219V28L217 29V30H213V31H211V34H210V36L213 34V36L212 37H210V40H211V44H213V46H214V48L217 50V46H219V44L221 43V40H228L229 41V43H233V45L230 47H226V48H224V54H225V56L227 55L228 56V58H226L225 59V62L222 64L223 66H224V70H222V67H221V69L220 68H218V70H216L215 69V67L212 69V71H210L208 74H207V78H206V76L204 77V79L202 80V83L201 84H199L198 85V83H197V85L195 86H193V90H191L192 92H190L191 94L188 96V95H186V96H184L183 98H182V100H177L178 102V105H177V103H175V104H173V106L175 105L176 106V108L175 107H173L172 106V104H171V107H169L167 110L169 111V112H167L168 114L169 113H171V114H167L168 116V118L171 116V115H174V116H172L173 118H171V120L169 121V122H167V124H166V126H162V127H164V128H160V127H158V129H159V132L155 129L152 133H150V132H148L147 130H145V129H141L140 127H138V126H141V122H142V120L141 121H139L140 122V124L138 123V125H137V128H136V131L134 132L135 134H133L132 135V138H131V140L130 141H132V142H128L129 143V145H130V147H129V145L127 144V146L126 147H129V150H128V148L126 149H124V151L126 150V152H124V153H127V154H129V161L128 162H130V159L131 158H133V159H131L132 161V164H131V162L126 166V165H124V166H126V167H122V169L124 170V171H128L127 172V174H126V172H125V174H123V173H121V175H119V177L120 176H122V177H120V178H118V177H116L115 175H118V174H114L113 176V178H115L114 180H113V178H112V180L110 181V185H106L107 187H105L104 189H102L101 190V192H100V194L102 193V191L104 190V192L105 193H103V195H106V197L105 196H103L102 194L99 196V195H97V193L95 192V194L94 193H91V192H89V196L91 195L92 196V194H93V196L94 197H89V196H87V199L88 200H90L91 198V200H92V202L93 201H95V202H93V204L92 205H90L91 207H89V203L87 204V199H78V198H76L77 196H74V197H72V199L70 198V199H68V201L70 202V201H72L70 204L68 203V202H66L65 204H66V207H65V205H62V207L64 206L65 207V209H64V207L62 208V209H64L63 211H64V215L61 213L62 211H59L58 210V212H57V214H59V213H61L60 215H63V216H60V217H58V215H57V217H56V215L55 216H52V218H50L49 219V222L51 221V224L48 222H46L47 223V229H49L48 231H49V233H48V231H47V236H49L50 234H51V232H52V235L54 234V236H55V238H53L54 239V241H53V239L52 240H50V236L47 238L48 239V241H47V239H45V242L47 243L48 242V244H50V241H51V243H54L55 242V240H56V242H58V243H55L54 245L55 246H57V247H54V245H52V244H50V245H52V250L53 249H55L54 251H52L51 249V251L49 250V251H47L46 250V248L45 249H42V248H44V246L42 247H38L37 248V252H35V254L33 253L32 255L34 256V258H33V256L31 257V258H33V260L34 259H36V256L37 257H39L40 255H41V253L44 251L45 253H47V252H49V253H47V255L48 254H50L51 253V256H52V258L50 257V255L48 256V258L49 259H52V261L51 260H49L48 259V261L47 262H51L52 264L54 263H56V264H58V263H61V264H63L64 262H62V261H65L66 259V256H64L65 254H66V252H68V249L71 251V246H72V249H73V247L76 245L75 243H77V236H80V234H81V236H84V231L86 230V229H89L92 225H93V223H94V221L97 219V217L98 218H100V214H101V212L100 211H102L103 212V210L105 209V207H107V205L108 204H106L105 202L108 200V199H115L116 200V198H114L115 196H117L119 193H120V195H119V197L117 196V198H119V199H121L122 200V198H123V196L125 195L126 196V192H127V195H128V190H127V187L126 188H124V193H123V187L124 186H130V184H131V186H133V184L134 183H136V184H134V186L133 187H135V186H139V185H143L144 183H148L151 179H152V184H151V187L148 189V190H146V195H145V193H144V197L146 198L147 196H149L150 194L152 195V196H149V197H147V201H148V198L151 200H149L148 202L147 201H145V198L144 197H141L142 198V201L143 202H141L140 204L142 205V204H146V202H147V204H151L149 207L147 206V204H146V206H144V207H146L145 209H146V216H144V217H146V219L145 218H141L140 220L139 219H135V217L133 218V219H135V220H133L134 222L132 223L131 221H130V223L125 227L126 229H124L125 231L126 230H128V231H126V233H125V231L123 232V234L122 235H124V236H122V238L121 237H119V239H118V241L121 243H118V241H116L115 243H111V242H107L108 243V245H102V247H104V249H103V251L104 250H106L107 252H110L111 251V253H109L110 254V258L112 257L113 259V261L111 262L110 260H108L107 262H105L104 264H111V263H115V264H117V262H119V260H123V262H119V263H123V264H125L124 262H126V264H145L147 261H152L153 263H155L156 262V257H158V255H159V248L162 246V244L164 243L162 240H164V241H166V242H169V243H171V244H173V245H171L172 247L170 248V253H171V255H172V253L173 252H175V250H177L178 248L180 249V248H182L183 246L184 247H186L185 249H188V251H187V253H188V258L184 261V263L183 264H197V255H196V249H195V238H196V232H198L199 231V228H200V226H198V224H200V219L201 218H199V217H196V216H199L200 215V217H201V215H203V213H206L205 211H202V210H199V208L197 207V205H198V202H199V195H195V186H197V184H198V180L200 181V180H202V179H205L207 182H209V180L211 181V183H212V186H211V188H209V193L211 194V196H217V193H218V191H219V189L223 186V187H226V188H228V191H229V196L230 197H232L233 195H234V192H235V189L237 188V184L240 182V177H238V175L236 174V173H234V175H231V170H232V166H231V161H230V157H229V154H225V155H223L224 156V165L223 166H221V172H222V174H217V172H216V168L215 169H213L214 167H209V166H206L205 165V160L207 159V158H209V157H211V156H215V155H217V154H215V152L216 151H218V150H215V147H219V145L221 144V145H223V146H232L233 145V143L235 144L236 142L234 141V140H231V142H230V140H229V134H233L234 132H238V133H240V134H246L248 131H249V129H250V121H251V119H250V117L249 116H254L255 114H258L259 116H260V122H259V124H256L257 125V131L260 133V136H262V138H261V140H257V141H255V142H253L254 144H255V146H257V148H259V147H261V148H264V103H259L258 105H259V107L261 106L262 107V109L261 110H258L256 113L254 112V110H252V111H250V110H245L246 109V106H245V103H247V101H248V99H249V96L251 95V88H250V86H249V88L248 87H246V86H243V85H241L239 88H237L236 86H234V85H232L231 84V80H233V79H235V75L237 74V72L239 73L238 74V77H237V79H240V80H243V81H248V79H249V77L253 74V78H252V80H251V83L252 82H256V84L258 83V84H260L261 86H260V88H259V96H262V95H264V85H262L261 84V81H263L264 79H262V74H263V72H264V48H262V50L261 49H258L257 48V46L256 45H254V46H256V50L254 49V46L252 45V44H254V41H253V39H258V37L260 36H262L263 34H264V16H263V13H264V5L262 6V7H258L260 4H263V2H264V0L262 1V3H260L259 4V2H261V0H254V1H257V2H255V4L254 3H252V2H254L253 0H234L233 2H231ZM22 2V4L21 3H19V0H11V4L12 5H10V8L12 9V10H14L15 8L14 7H16V8H20V6H21V8L23 9L24 7H23V5H24V3H25V0H22L21 1ZM202 2H205V3H202ZM3 3V2H2ZM1 2H0V4H2ZM14 3H19V5H16V4H14ZM44 3H46V5L44 4ZM53 3V4H52ZM194 3H196L197 5L196 6H198V7H196L195 6V4ZM207 3V4H206ZM230 3H232L231 5H230ZM47 4H50V5H47ZM201 4H202V7H200L201 6ZM16 5V6H15ZM44 5H45V7L47 6V8H45L44 7ZM205 5V6H204ZM19 6V7H18ZM59 6H60V3H59ZM204 6V7H203ZM207 6V7H206ZM231 6V7H230ZM20 8V9H21ZM46 10H45V9ZM51 8V9H50ZM229 8H231V9H229ZM261 9V10H260ZM10 10V9H9ZM12 10H10L11 11V14L9 13H7L6 14V17H5V21H4V19L2 20V23H3V21H4V23L2 24L3 26H1V30H3V29H8L9 31L7 32V30L5 29V31L3 30V32H1V36L3 37H0V40L2 41V39H3V41H2V43H0V47H1V44H2V50L0 49V51L2 52H0V57H2V58H0V67L2 68V66L4 67V68H6V65L8 66V64L10 63L11 64V62L13 61L14 62V57H15V55H14V52H13V50H11L12 48L11 47H9V52H11V53H8V54H10L12 57H13V60H12V57H10V55L7 57L6 56V54H7V52H8V46L10 45V43L9 42H11L10 40H11V33L9 34V32H10V28H11V31H12V28H16V26H20V24L22 23V27L20 26V28H19V26L16 28V29H18L19 28V30H24V23L21 21V23L19 22L20 20L18 19V17H17V15L16 14H14V13H16V12H14L13 11V13H12ZM18 9H15V11H17ZM206 10V11H207ZM226 10H228L227 12H225ZM231 10V11H230ZM262 10H263V12H262ZM10 11H8V12H10ZM43 11H45V12H43ZM205 11V12H206ZM230 11V12H229ZM262 12V13H258V12ZM18 12L19 11H17V14H18ZM207 12H209V11H207ZM210 13V12H209ZM208 13V14H209ZM14 14V15H13ZM257 14V15H256ZM260 14V15H259ZM82 15H85V14H82ZM193 15V14H192ZM192 15H190V16H192ZM262 15V16H261ZM49 16V17H48ZM189 16V17H190ZM209 16L211 17L212 15H210L209 14ZM261 16V17H260ZM41 17V18H42ZM48 17V18H47ZM54 17V16H53ZM60 17V15L58 14L57 16H56V18H54V19H52L51 21V23H49V22H45L46 24H44V22H43V25H45L46 27L48 26V28H46L45 26H44V28H46V29H44L43 31H44V35H45V32H46V37L49 39V40H51L52 42H53V40H54V45H56V46H53V50H55L56 49V47H58L57 46V44H55V42H57V40H56V34H57V32H55L54 33V31L55 30H57V28H56V26L54 25V24H52L53 23V20L56 22V23H59V18ZM84 17V16H83ZM86 17V16H85ZM188 17V16H187ZM187 17H183L182 18V22H183V25H185L186 23L185 22H187V19H189V18H187ZM209 17V18H210ZM222 17V16H221ZM225 17V18H224ZM227 17V18H226ZM14 18H16L17 19V21L20 23H18V25H17V23H16V21L15 20H13ZM45 18L43 19L42 18V21L44 20L45 21ZM50 18V19H49ZM58 19V20H57ZM214 20L212 17L210 18V20ZM80 20H83L82 18H80ZM183 20H185V21H183ZM211 20V21H212ZM58 21V22H57ZM84 21V20H83ZM12 22V23H11ZM221 22V23H220ZM6 23V24H5ZM82 23V22H81ZM11 24V26L9 27V25ZM16 26H15V25ZM48 24V25H47ZM5 25V26H4ZM50 25H51V27H50ZM54 25V26H53ZM79 25H81L80 24V21H79ZM7 26V27H6ZM14 26V27H13ZM53 26V27H52ZM5 27V28H4ZM55 27V28H54ZM80 27H84V25L82 26H80ZM23 28V29H22ZM52 28H54L55 30L53 31V29ZM78 29H79V27H78ZM220 29V30H219ZM247 29V30H246ZM219 30V31H218ZM52 31V32H51ZM79 32L81 31V28H80V30H78ZM215 31V32H214ZM261 31H263V32H261ZM8 33V36H7V34H5V33ZM23 32V31H22ZM78 32V33H79ZM218 32V33H217ZM3 33V34H2ZM52 33H54L55 34V36H54V34H52ZM263 33V34H262ZM50 34V35H49ZM81 34H82V31H81ZM261 34V35H260ZM4 35H6L5 36V38H4ZM50 36V37H49ZM51 36H53L54 37V39H50L51 38ZM79 36H80V34H79ZM240 36V37H239ZM52 37V38H53ZM81 37V36H80ZM240 38V40H239V38ZM8 38H10V40L8 41ZM188 38H189V36H188ZM211 38H213V39H211ZM224 38V39H223ZM226 38V39H225ZM4 40H6L8 43H9V45H6V47H5V43L7 44V42L6 41H4ZM0 41V42H1ZM81 41V40H80ZM257 41V40H256ZM260 41V40H259ZM79 42V41H78ZM188 42H189V40H188ZM190 43V42H189ZM217 43H219L218 45H217ZM256 43H258V41L257 42H255V44ZM210 45V44H209ZM11 46H12V42H11ZM242 48H240V47ZM54 47H55V49H54ZM210 47L212 48V46L210 45L209 46V51H210ZM238 47L240 48V49H238ZM264 47V46H263ZM214 49V50H215ZM213 50V48L211 49V51ZM31 51L32 50H30V48H27V50H26V52H27V55L29 56L28 58L25 56L24 57V60H25V58L26 59H28L29 60V62H28V60H25V61H27V62H22V63H24V66L25 65H28V64H30V61H31V59H29V58H31L32 57V53H31ZM55 51H57V49L55 50ZM55 51L53 52L52 51V53H51V55L52 56H55V59H58V55H57V52L55 53ZM76 51H77V49H76ZM210 51V53H212V52H214V51H212L211 52ZM239 51H242V52H239ZM5 52V53H4ZM24 53H25V51H24ZM29 53V54H28ZM77 54H78V52H76ZM3 54V55H2ZM7 54V55H8ZM53 54H56V55H53ZM240 54V55H239ZM6 57H5V56ZM75 56H76V54H74ZM240 57H239V56ZM4 56V57H3ZM51 56V59H53L54 57H52ZM183 57H185V53H182V55H180V58L183 60L184 58ZM8 60L7 62H6V59ZM10 59H11V62H9L10 61ZM253 59V60H252ZM255 59V60H254ZM54 61V59L53 60H51V62H53ZM239 61H241V62H239ZM248 61V62H247ZM254 61H256V63L254 62ZM9 62V63H8ZM179 62H180V59H179ZM178 62V63H179ZM250 62V63H249ZM6 63V64H5ZM9 64V65H10ZM247 64H249V65H247ZM256 64V65H255ZM5 65V66H4ZM178 65V64H177ZM4 68H2V69H4ZM175 68V67H174ZM173 68V69H174ZM233 68V69H232ZM2 69H0V71L2 70ZM58 69V68H57ZM228 69H229V71H228ZM216 70V71H215ZM61 69H59L57 72H55L56 73V75H55V79H54V81L53 82H55V85L53 86V84L54 83H52V85H51V94L49 93H45V94H47V95H45L44 93V96L45 97H43L42 96V94L39 96V93H40V91H38V90H40L39 88H36V92H37V95H38V98H39V100L37 101V103H35V104H33V102L32 103H30V104H32V105H28L29 107H27V109L26 110H28V109H31V110H28L27 112H28V115H29V113L31 114V115H27L26 113H25V115H26V117H31V118H28V119H31L30 121L32 122V119H33V121L34 122H37V121H39L40 119H39V117L40 116H37L38 115V111H40L42 108L41 107H43V109H50L51 107H52V105L54 104H58L57 102H61V100H63V99H61L62 97H66V100H67V102L69 103V101H70V99L69 98H71V99H74V98H72V96L74 95V97L76 96L75 94H72L73 93V90L71 89V87H74V86H76V88L75 89H78L77 87V85H74L73 86V84H72V86H70V88H69V85H68V82H66V81H64L66 78L65 77H63V75L65 76V74H64V72L62 71ZM70 71V70H69ZM74 71V70H73ZM59 72L61 73V74H59ZM72 72V71H71ZM211 72H212V74H211ZM255 72V73H254ZM63 73V74H62ZM70 73V72H69ZM2 74V71L0 72V75ZM60 75V76H59ZM68 75H70L71 77V79L73 78L72 77V75L71 74H68ZM2 76V79H3V75H1ZM57 76H59L61 79H63V83L61 82V80L57 77ZM58 78V79H57ZM65 78V79H64ZM57 79V80H56ZM70 79V81H74V80H71ZM74 79H76V77H75V75H74ZM228 79H230V80H228ZM216 80H217V83L219 82V84L217 85H215L214 83H216ZM60 81V83L58 84L57 82H59ZM70 84H71V82H69ZM75 83V82H74ZM212 83V84H211ZM64 84V85H63ZM66 84H67V86H66ZM224 84V85H223ZM229 84H230V88H229ZM59 85V87H58V89L56 90L57 91V93H56V91L54 90V91H52L53 90V88L54 87H56L57 88V86ZM60 85H61V88H60ZM215 85V87H213V86ZM219 85H220V89L218 88L219 87ZM64 86V87H63ZM65 86H66V88H65ZM217 86V87H216ZM213 87V88H212ZM64 88H65V90H64ZM68 88H69V90H68ZM205 88V89H204ZM216 88H217V90H216ZM74 89V88H73ZM201 89H203L202 91H201ZM207 89H209V90H207ZM223 89H224V92H222L223 91ZM60 90H61V93L63 92L64 94H65V92H69V93H66L65 95L63 94V96H60L61 95V93H60ZM64 90V91H63ZM68 90V91H67ZM79 90V89H78ZM77 90V91H78ZM214 90V91H213ZM219 90H221V92H222V94H221V92L219 93V94H221V97H220V95L219 94H216V92L215 91H219ZM76 91V92H77ZM210 91V92H209ZM47 92H50L49 90L47 91ZM75 91H74V93H76ZM207 93V92H209L208 94H206V96H204L205 98H201L200 97V94L202 93ZM213 92H215V93H213ZM56 95V97H53L54 95ZM58 94H60V95H58ZM68 94H69V97H68ZM77 94H78V92H77ZM198 94V95H197ZM215 94L217 95V96H219V98L216 96V98H214V96H215ZM225 94V95H224ZM227 94V95H226ZM49 95V96H48ZM58 95V96H57ZM208 95H210L209 97L210 98H207L208 97ZM214 95V96H213ZM223 95L227 98V100H226V102L227 103H229L230 102V99H231V101H232V97L233 96H239L238 98H236L235 100H233L232 101V106L230 107V109H231V112H233V113H237V112H241L242 110H245L244 112H243V118H242V123L239 125L236 121H233V122H231V121H228V122H225L224 123V125L222 126V128H221V131H220V134H221V137H220V139L219 140H214L213 142H212V148H209V150L211 151H208V149H205V146H203V143H204V141H205V143H206V129L203 127V129H201L200 127H199V125H201L200 124V122H202L203 121V119L205 118L204 117V114L202 113V107L203 106H206L207 105V103L209 104L210 103V101H211V99H212V101H213V99H215L213 102L211 101V103L210 104H217V103H220L221 102V100H222V97H223ZM47 96V97H46ZM50 96H51V99H50ZM71 96V97H70ZM9 97V93H8V91H7V94H6V100H7V103H9V101H10V97ZM53 97V98H52ZM200 99H198V98ZM211 97H213V98H211ZM9 100H8V99ZM40 98H44L43 99V101H42V99H40ZM47 98H48V100H47ZM58 98L60 99V101L58 100ZM190 100H189V99ZM195 98H197V99H195ZM50 99V100H49ZM57 99V100H56ZM194 99V100H193ZM44 100H46V101H48V103L49 104H52V105H45L44 104ZM54 100H55V103H54ZM185 100H187V101H185ZM203 100V101H202ZM207 100V101H206ZM210 100V101H209ZM219 100V101H218ZM41 101V102H40ZM49 101H52V102H49ZM72 101V100H71ZM75 101H76V98L72 101V102H74V104L72 103V106H74V108L77 106V105H75ZM182 101V102H181ZM209 101V102H208ZM6 102V101H5ZM183 102H185L186 104H184ZM198 102H200V103H198ZM40 103H42V106H41V104ZM47 103V102H46ZM180 103V104H179ZM37 104H39L38 106L41 108H39L38 106H36ZM45 105V107H44V105ZM70 104V103H69ZM187 104H189V107H188V105ZM195 104V105H194ZM197 104V105H196ZM199 104V105H198ZM186 105V106H185ZM5 106H8L7 104L5 105ZM36 107L37 109H38V111H36L37 109L36 108H33V107ZM69 106V109H70V105H68ZM71 106V109L73 110L74 108ZM195 106H197V108H195L194 109V107ZM199 106L201 107V108H199ZM48 107V108H47ZM173 108H175V109H173ZM187 110H186V109ZM7 109L8 108H6V112H7ZM36 109V110H35ZM69 110V113H70V111H72V110ZM76 109V113H77V111H78V108H75ZM185 109V110H184ZM199 109H201V110H199ZM33 110V112H29V111H32ZM166 110V111H167ZM182 110V111H181ZM196 110H198L197 112H196ZM256 110H257V108H256ZM255 110V111H256ZM36 113H35V112ZM159 111V110H158ZM157 111V112H158ZM174 111H175V113H174ZM188 113H190V114H192L191 116H190V114H188ZM201 111V113H199ZM72 112H74V110L72 111ZM72 112H71V114H70V119H69V122L71 121V119H72V121L70 122V124L74 121V123L73 124H75L74 126L76 127V123H75V120L76 119H74V118H71V116L73 115V116H76L75 115V112L72 114ZM173 112V113H172ZM185 112V113H184ZM225 113V109H223V111H222V113ZM228 112V108H227V110H226V113ZM32 113L34 114L33 116H32ZM182 115V114H186V115H184V117H183V115L182 116H180L179 117V115ZM189 116H188V115ZM200 114H201V116H200ZM196 117V119H195V117ZM35 116V117H34ZM69 116V115H68ZM72 116V117H73ZM175 116H176V118H175ZM187 117V119H186V117ZM52 117V116H51ZM190 117V118H189ZM192 117H194V118H192ZM38 120H37V119ZM177 118H178V120H177ZM180 118V119H179ZM199 118H201V119H199ZM45 119H47V121L45 120ZM45 119H41L43 122H44V120H45V122H46V124L48 123V120H49V122L51 123L52 122V119H49L48 117L47 118H45ZM67 119H68V117H67ZM176 119L177 121H180V122H177L176 120L174 121V120ZM184 119V120H183ZM198 119V120H197ZM54 120H56L55 118H54ZM188 120V121H187ZM216 120L217 121H220L221 119H220V117L218 116V118H216ZM30 121H28V122H30ZM187 122L188 123V125H187V123L185 124L184 122ZM195 121V122H194ZM199 121V122H198ZM45 122L44 123H42L41 121L40 122H38V123H42V125L41 124H39L38 125V127L41 129H35V132L37 131V133H35L36 134V136L35 137H37V135H39L40 134V139L42 140L41 141V144H42V147H43V149H41V151L43 152H39V154H41V158L42 159H40V160H38V161H36L37 163H35V164H37V166L39 167V165H41L37 170H36V165L34 166V173H35V170H36V174H37V178H34L36 181L37 180H39V177H41V176H44V177H41L40 178V180L39 181H34V179L32 180V185H34V183H33V181L35 182V185L34 186H36V190L38 191V187L39 186H42L41 188H43V189H41L40 187V189L39 190H41L40 192L42 193V196L44 195V197L46 196V198H44V197H42L41 195H39V194H41V193H39L38 195L39 196H41L40 198H39V196H36V197H38L39 199L38 200H36V197L34 198V202H33V204H35L34 206L32 205L31 206V209H32V212H33V207H34V212L31 214V215H28V218H26V216L27 215H25V217L24 218H22V222H24L23 223V225H24V229L26 230V226H27V228L29 227V229L30 228H32V227H37V226H45V224H43V222L45 223V221H48L47 220V218H45L44 216H41L40 217V215L41 214H43V211L44 210H42V208L43 209H46V208H44L46 205H48V203H53L54 201H51L50 200V198L49 197H51V199H53L54 197H58V194H56V193H58V192H56L55 193V190H57V186L59 185V182H62V180H63V182H62V184H64V179H61V177H63V175L65 174V172H67V169L65 170V168H70L69 166L72 164V163H70V165L68 166V162H66L65 160H64V162H63V164L65 163V164H67V166L65 165V166H63V164H61V162L63 161V158H62V156H63V152H61L62 150H60V151H58L57 149H55L54 150V148H56V147H54V148H52V145L55 143V144H62L63 143V141H64V143H65V140H62L61 141V137L64 139H66L67 141H66V143H65V145H67V144H69V143H73V141L72 142H69V141H71L72 139H73V137H75L74 135H73V133L75 134L76 132L74 131V130H76V128L73 130L74 132H72V127H74V126H72L71 128H69L70 127V125H69V127L67 126V124H66V122L68 123V121H59V123H62V124H59L58 123V120H56L55 121V124L57 123V124H59V125H61V127H63L62 128V131H63V129H65L66 127H67V130L68 131H66V134H67V132L69 133V131H70V129H71V131L70 132H72L71 134H72V136H71V134L69 133V134H67V135H65V136H67V137H64V135L63 134H65V131H64V133H61L62 131L60 130V133L63 135H58V134H60L59 133V131H58V133H56V135L55 134H53L52 135V133H54V132H52L51 133V131H53V129L51 128H48V125L46 126V124H45ZM177 122V123H176ZM182 122V123H181ZM173 123V124H172ZM190 123H191V126H190ZM193 123V124H192ZM195 123H198V124H195ZM35 124V123H34ZM43 124H45L44 126H43ZM57 124L55 125V126H57ZM69 124V123H68ZM179 124V125H178ZM51 125V124H50ZM49 125V126H50ZM172 125H174V126H172ZM182 127H181V126ZM186 125V126H185ZM193 125V126H192ZM196 125V126H195ZM168 126V127H167ZM13 127V126H12ZM12 127H9V128H12ZM18 127V126H17ZM43 127L45 128L44 130H42L43 129ZM54 127V126H53ZM61 127H60V129H61ZM65 127V128H64ZM169 127H171V130L173 129L174 131H175V129L177 130V129H179V127H180V129L181 130H183L182 131V135L179 137V139H181V140H179V142H181V143H184V144H188L189 142H191L192 141V139L194 140L197 136H200L199 138H200V142H199V145H202V147H203V149L200 147V146H197V148L194 150V152L192 153V156H193V154H194V156L192 157L191 155H187L186 157H185V154H184V158H183V162H182V165H180V167H177V168H173L172 169V172H171V170L168 168V166H167V161H166V159H167V155L166 154H168V153H171L172 151H173V147H172V145L171 144H174L173 143V140H171V138H169V137H166L167 138V140H164V139H166L162 134L166 131V128H167V130H170L169 129ZM174 127V128H173ZM190 129H188V128ZM191 127H193V129H191ZM8 128V130H7V135L10 137V138H8V136H6V139L9 141H7L8 142V145H7V150L9 151H7L8 152V154L9 153H12L15 157V159H13V160H15V162H17L18 163V161H17V159H21V152H20V148H19V146L17 145L18 143L16 142L17 140L15 139V140H13V137L12 136H15V138H16V135H18V133L20 132H18V130H15V128L16 127H14V128H12V130L11 129H9ZM21 128H22V126H21ZM36 128V127H35ZM46 128L47 129H49V130H46ZM69 128V129H68ZM14 129V130H13ZM78 129V128H77ZM138 129H139V131H138ZM195 129H198L197 131L195 130ZM201 129V130H200ZM38 130H39V133H38ZM142 132H141V131ZM200 130V131H199ZM203 130V131H202ZM205 130V131H204ZM9 131H11V132H9ZM16 131V132H15ZM44 131V132H43ZM45 131H47V132H45ZM78 131V130H77ZM138 131V132H137ZM148 132V134H151L152 135V137L155 139V140H153V138L150 140V139H148L149 138V136H148V138H147V133H145V132ZM187 131V132H186ZM9 132V133H8ZM14 132H15V134H14ZM42 132V133H41ZM147 134L146 136H145V134ZM157 132V137H156V135H155V133ZM163 132V133H162ZM194 132V133H193ZM203 133V134H201V133ZM43 133H45V135H43ZM47 133V134H46ZM137 133H138V135H137ZM143 134L142 136L143 137H145V139L144 138H142V136H141V134ZM159 133V134H158ZM161 133V134H160ZM184 133V134H183ZM185 133H187V134H185ZM11 134H12V136H11ZM34 134V135H35ZM51 134V135H50ZM198 134V135H197ZM205 134V135H204ZM43 135V136H42ZM49 135V136H48ZM58 136L57 137V139H60V140H56V137H53V136ZM76 135V134H75ZM137 135V136H136ZM139 135H140V137H139ZM159 135H162V136H160L159 137ZM194 135V136H193ZM45 136H47V138H44ZM136 137L135 138V140H137V141H135L134 139H133V137ZM155 136V137H154ZM186 137L187 139H185L184 137ZM193 136V137H192ZM204 138H203V137ZM12 137V138H11ZM53 139L52 141H54V143L49 139ZM60 137V138H59ZM138 137H139V140H138ZM182 137H183V139H182ZM192 137V138H191ZM38 138V137H37ZM36 138V142H37V144H38V139ZM68 138H71V139H68ZM158 138L160 139V141H166V143L165 142H163L164 144H165V146H164V144H163V152H162V154H159V156L157 157V164H156V168H155V170L154 169H151L150 167V169H151V171L150 170H148L149 168L147 167L146 169L148 170V171H146V173H145V171L143 170V171H140L136 176H135V171H136V168L138 167L139 168V166H141L143 163L145 164V161L147 162V157L149 156V154L148 153H150V150L154 147V145H155V143H156V140H158ZM168 139H170L169 141H168ZM203 139V141H201ZM205 139V140H204ZM16 143V145H17V147L16 146H14L15 145V143L13 142V141ZM43 140H46V141H43ZM49 140V141H48ZM58 142H56V141ZM147 140V142H145ZM153 140V142H151ZM185 141V142H182V141ZM189 140V141H188ZM74 141L76 142V140L74 139ZM141 141V142H140ZM142 141H143V143H142ZM167 141H168V143H167ZM172 141V142H171ZM11 142V143H10ZM48 142H50V143H48ZM60 142H62V143H60ZM135 142H137V143H135ZM151 142V143H150ZM43 143H45L44 145H43ZM133 143V144H132ZM139 143H141L142 145H139ZM146 143V144H145ZM153 143V144H152ZM244 143H246V142H244ZM243 143V144H244ZM12 144H14L13 145V147H14V149H15V151H14V149L11 147L12 146ZM48 145V148H47V145ZM49 144H51V146H49ZM135 144H138V145H136L135 146ZM147 144H150V146H149V148H148V145ZM167 144V145H166ZM249 144V146L252 144V143H248ZM9 145H10V148L11 149H8L9 148ZM40 145V144H39ZM56 146V145H55ZM140 146V147H139ZM142 146H144V147H142ZM147 146V147H146ZM153 146V147H152ZM41 147V146H40ZM49 147H51L52 148V150L49 148ZM132 147H135V149L134 148H132ZM170 147V148H169ZM17 148H19V149H17ZM44 148H46V149H48V151H50V154H51V152L53 153V152H55L56 150H57V154L56 155H54V156H58V154L60 155V153H61V157L60 156H58L57 158L60 160L61 158H62V160H60V162H59V164H58V162L56 161L57 160V158L56 157H52L50 160L51 161H49V158L51 157H49L48 158V153L49 152H44L46 149H44ZM130 148H132V149H130ZM140 148L141 149H143V150H140ZM165 148V149H164ZM138 149V150H137ZM169 150V151H166V150ZM17 150L19 151V154L20 155H18V156H16V153H18L17 152ZM132 150V151H131ZM135 150H137V151H135ZM165 150V151H164ZM172 150V151H171ZM196 150L199 152V150H202V151H200L199 153L198 152H196ZM13 151L15 152V154L13 153ZM133 151L135 152V153H133ZM141 151V152H140ZM147 152V153H145V152ZM60 152V153H59ZM139 152V153H138ZM164 152H166V153H164ZM203 152V154H201ZM205 152V153H204ZM45 153H46V155H47V157H45ZM132 153V154H131ZM164 153V154H163ZM188 153V152H187ZM7 154V153H6ZM7 154V155H8ZM127 154H125V156H127ZM139 154V155H138ZM13 155H10V157L11 156H13ZM132 155H135V156H132ZM164 155H165V159H164ZM257 155H259L258 154V152H257ZM124 156V157H125ZM131 156V157H130ZM137 156V157H136ZM7 157H9V156H7ZM9 157V158H10ZM16 157H19V158H16ZM64 157V156H63ZM136 157V158H135ZM143 157H144V160H143ZM145 157H146V159H145ZM162 157H163V159L164 160H162ZM191 157V158H190ZM13 158V157H12ZM45 158V159H44ZM140 158H142L141 159V162H139L140 161ZM161 158V159H160ZM186 158H188V159H186ZM258 158V156H252V162L254 163V160L255 159H257ZM47 159V160H46ZM190 159V161H188ZM12 160V159H11ZM10 160V161H11ZM41 160H42V163L45 165L46 164V166L47 165H49V167H51V168H47L46 166H44L43 164H41ZM55 160V162H56V165H58V167H53V166H55V162H53ZM58 160V161H59ZM137 160H139V161H137ZM142 160H143V162H142ZM159 160H161V161H159ZM47 163H53V165H51L50 166V164H47ZM49 161V162H48ZM135 161V162H134ZM159 161V162H158ZM186 161V162H185ZM15 162H12L11 161V163H12V165L11 166H13V168H12V170H11V172L13 171V174L11 173V175H14V170L16 169L15 167L17 166V163H15ZM39 162H40V164H39ZM45 162V163H44ZM161 162V163H160ZM14 163L16 164V166L14 167ZM138 163V164H137ZM141 163V164H140ZM166 163V164H165ZM189 163V164H188ZM131 164V165H130ZM138 165V166H136V165ZM181 164V163H180ZM187 164V165H186ZM44 166V168L46 167L47 169H44L43 168V166ZM62 165V166H61ZM130 165V166H129ZM134 165V166H133ZM161 165H163L164 166V168L161 166ZM166 166H167V168L169 169V172L168 171H166L167 170V168H166ZM52 167L56 170V168H57V170H58V174H56V173H54V174H56V175H53L52 173H53V171L52 172H49L50 171V169H52ZM183 169H182V168ZM42 168V169H41ZM125 168L127 169V170H125ZM134 169V171H133V169ZM101 170V172H102V168H100ZM131 169V170H130ZM145 169V170H146ZM156 169H158V170H156ZM175 169V170H174ZM177 169V170H176ZM180 169V171H178ZM182 169V170H181ZM53 170V169H52ZM63 170H65V172L63 173L62 171ZM152 170H154V171H152ZM49 172V174H48V172ZM60 171L62 172L61 174H60ZM131 171V173L129 174V172ZM150 171V172H149ZM162 171V172H161ZM163 171H165V172H163ZM175 171V172H174ZM47 173L49 176H51V178L49 179L48 178V175H46V174H44V173ZM55 172V171H54ZM156 172V173H155ZM160 174H162L161 176L159 175V173ZM43 173V174H42ZM132 173H134V174H132ZM152 173H153V175H152ZM172 173V174H171ZM36 174H35V177H36ZM123 174V175H122ZM145 174V175H144ZM166 174H167V176H166ZM41 175V176H40ZM59 175H60V177H59ZM133 176V177H131V176ZM144 175V176H143ZM148 175H149V178L150 179H148V181L146 182V180H147V178H148ZM165 177H164V176ZM55 178H54V177ZM66 176H67V173H66ZM125 176H127V177H125ZM141 176V177H140ZM146 176V178H144ZM153 176H155V177H153ZM157 176H160V177H157ZM47 177V181L45 180V178ZM57 177H59L58 179H57ZM123 177H125L124 178V180L125 181H127V180H129L130 178V180L129 181H131L132 180V178H133V180L131 181V182H125L124 180H122V181H117V180H121V179H123ZM135 177V178H134ZM138 177H140V178H138ZM56 179L55 181H54V179ZM65 178V177H64ZM145 179V181H144V179ZM155 178V179H154ZM159 178V179H158ZM42 179H43V181H44V183H43V181H42ZM49 179V180H48ZM117 179V180H116ZM136 179V180H135ZM138 179H140V181L138 182ZM154 179V180H153ZM157 179V180H156ZM50 180H51V182H52V185H51V182H50ZM65 180H67V177H66V179ZM135 180V181H134ZM243 181V180H242ZM246 181L247 182H250V181H252L250 178H247L246 179ZM42 182V183H41ZM45 182H46V184H45ZM58 182V183H57ZM111 182L113 183V185H115L116 187L118 186L119 188H120V185H121V190H119V188H118V190H117V188H115V186L114 187H111ZM119 183V184H117V183ZM153 182H155V183H153ZM37 183V184H36ZM39 183H41V184H45V186H43V185H39ZM57 183V184H56ZM114 183H116V184H114ZM122 183H126L125 185H123ZM140 183V184H139ZM205 183V182H204ZM255 183V187H256V190L257 191H261V189H262V191L263 192H259L258 194H260L257 198H253L252 196H250V195H246L245 196V198H244V202H243V204H242V206H240V210H244L245 208H248V212H251V210H252V205L253 204H255L257 201L261 204V205H258L257 203H256V205L257 206H260V209L264 206V199H263V196H264V174L260 177V180H259V182H254ZM55 184H56V187H55ZM61 184V183H60ZM139 184V185H138ZM39 185V186H38ZM157 185V186H156ZM53 186H54V192H53ZM45 187V188H44ZM52 187V188H51ZM109 187V188H108ZM142 187H145V185H143ZM153 187V188H152ZM213 187V188H212ZM52 190H51V189ZM107 188L109 189V191L107 190ZM115 188V191L117 190L118 192H113L114 194V196L113 195H110V194H112L111 192L113 191V189ZM155 188V189H154ZM44 189H46L45 191H44ZM111 189V190H110ZM28 190V189H27ZM50 191V194L51 195H49V194H47V193H49V191ZM125 190H127V191H125ZM155 190V191H154ZM29 191V190H28ZM106 191H107V193L109 192V194H106ZM122 193H121V192ZM52 192V193H51ZM98 192V193H99ZM148 192V193H147ZM208 192L206 193V197H207V194H208ZM36 193H38V192H36ZM35 193V194H36ZM47 195H46V194ZM55 193V194H54ZM91 193V194H90ZM115 194H117V195H115ZM121 194H123L122 196H121ZM54 197H53V196ZM110 197H109V196ZM47 196H49V197H47ZM59 196H61L62 198H63V194L61 195V194H59ZM103 196V197H102ZM120 196H121V198H120ZM124 196V198H123V200H122V202L124 203V202H126L127 200V196L125 197ZM158 196V197H157ZM162 196V197H161ZM98 197H99V199H98ZM100 197H102V198H100ZM109 197V198H108ZM152 197V198H151ZM42 198H44V199H42ZM76 200V203L77 204H75V200ZM105 198H107L106 199V201H102V200H105ZM126 198V199H125ZM154 198V199H153ZM163 198L164 199H166V200H163ZM45 199H46V202H45ZM93 199H95V200H93ZM119 199H117L116 201L115 200H113L114 202H112L113 204H117L118 203V200ZM152 199H153V201H154V203H153V201H152ZM156 199V200H155ZM44 200V201H43ZM47 200H48V202H47ZM81 201V200H83L84 202H78V201ZM98 200H101L102 201V203H101V201H98ZM120 200V201H121ZM125 200V201H124ZM160 200H162V203H160L161 201ZM255 200V201H254ZM35 201L37 202V203H35ZM39 201H40V203H39ZM44 203H43V202ZM97 201V202H96ZM145 201V202H144ZM157 201V202H156ZM90 202V201H89ZM99 202L101 203V206H103V207H100V204H99ZM116 202V203H115ZM119 203L118 205H120V204H123V203ZM38 203H39V205H38ZM80 205H79V204ZM84 203H86L87 205H88V208L86 207L87 205L85 204L84 205ZM103 203H105V204H103ZM112 203L110 204V205H112ZM156 203V204H155ZM42 206H41V205ZM71 204H75L74 206H76L77 207V205H79V207H77L76 209L77 210H75V208H74V214H72V215H76V218L78 219H76L75 218V216H73L72 217V215H70L72 218H70V220L72 219V223L71 224H75V222H76V224L74 225L73 224V226L71 225H69V231L70 232H75L76 233V231L78 230V232H77V234H75L74 236H73V238H72V236L69 234V233H66V234H62V233H60V231L58 230L59 228H56L57 226H54L53 227V229L54 230H50L51 228H52V226H53V223L55 222V224L54 225H56V222H58L57 220H59V218H63V217H67L66 219H69L68 217H69V215L68 214H71V213H68V211L70 212L71 210H69V209H73V208H71L70 206H71ZM94 204H95V206H94ZM98 204V205H97ZM126 204V203H125ZM158 204V205H157ZM162 204V205H161ZM44 205V206H43ZM52 205H54V204H52ZM60 205V204H59ZM67 205H70V206H68V207H70V208H67ZM83 206V207H81L80 208V206ZM154 205V206H153ZM156 205V206H155ZM203 205H204V203H203ZM40 208H39V207ZM49 206V205H48ZM50 206H51V204H50ZM49 206V207H50ZM58 206V204L57 205H55V207H57ZM73 205H72V207H74ZM93 206V207H92ZM152 206V207H151ZM58 207H60V206H58ZM58 207H57V209H58ZM85 207V211H84V208ZM96 207H97V209H96ZM99 207V208H98ZM204 207V206H203ZM36 208V209H35ZM90 208V209H89ZM95 208V209H94ZM100 208L102 209V210H100ZM148 208H150V211L149 210H147ZM60 209H61V207H60ZM61 209V210H62ZM66 209L68 210V211H66ZM80 209V211H81V214L79 213L80 211H78ZM83 209V210H82ZM87 209H89V210H87ZM144 209V210H145ZM25 210V209H24ZM23 210V211H24ZM96 210V211H95ZM99 210V211H98ZM26 211V210H25ZM84 211V212H83ZM94 211V212H93ZM98 211V212H97ZM16 212H17V210L14 212L15 214H16ZM19 212V211H18ZM31 212V211H30ZM29 212V213H30ZM39 213V214H37V213ZM42 212V213H41ZM191 212H192V214H191ZM196 212H198V213H196ZM36 213V214H35ZM68 213V214H67ZM76 213V214H75ZM83 213H85V215H87V216H84V214ZM93 213H95V214H93ZM96 213H99V214H96ZM196 213V214H195ZM15 214H13V216L15 215ZM18 214V213H17ZM34 214H35V216H36V219H35V216H34ZM37 215H38V217H37ZM66 215V216H65ZM78 215H80L79 216V218H78ZM83 217H85V218H83ZM93 215H96V216H94L93 217ZM98 215V216H97ZM192 215V216H191ZM16 216V215H15ZM29 216L30 217H33V218H30L29 219ZM89 216H91V217H89ZM44 217V218H43ZM160 217V218H159ZM41 219V220H39V219ZM56 218H57V220H56ZM61 218V219H62ZM87 218H88V220H87ZM89 218H90V222H89ZM104 218H105V216H104ZM157 221H159V220H162L161 221V223L159 224V223H157L158 225H161V226H158L155 222H156V220ZM163 218V219H162ZM194 218V219H193ZM196 218V219H195ZM24 219H26L27 220V222H25L26 220H24ZM34 221H33V220ZM45 219V220H44ZM63 219H65V218H63ZM82 219H85L86 220V223H85V221H83L85 224L83 225V224H80V223H82ZM145 219V220H144ZM154 219V220H153ZM192 219H193V221H192ZM242 218L240 217V220H241ZM29 220V221H28ZM37 220V221H36ZM40 222H42L43 220V222L42 223H40ZM52 220H54V221H52ZM73 220L75 221V222H73ZM80 220V221H79ZM152 220H153V222H152ZM191 220V221H190ZM80 223H79V222ZM135 221H136V223H135ZM137 221H139V223L137 222ZM141 221V222H140ZM243 221V220H242ZM22 222H20L21 224H22ZM37 222H39V223H37ZM90 224H89V223ZM144 224H143V223ZM26 223H28L29 225H27ZM33 225H31V224ZM79 223V224H78ZM91 223H92V225H91ZM156 224V226H158V228L160 227L161 229L160 230H158V228L157 229H153V231L154 230H157V232H159V234L157 233H155V232H149V233H144V231H143V227H144V230H148V229H150L149 227H151L153 224ZM34 224H36V225H34ZM57 224H59V222L57 223ZM88 224V225H87ZM154 224V225H155ZM135 225H136V228H135ZM138 225H140L139 227H138ZM31 226V227H30ZM50 226V227H49ZM130 226V227H129ZM143 226V227H142ZM201 226H202V224H201ZM21 227V228H22ZM34 227V228H35ZM74 227V228H73ZM80 227L82 228V229H80ZM86 227V228H85ZM148 227V228H147ZM244 227L245 226H243V225H241V226H239V228H238V231H239V233H240V235H243L244 233H245V229H244ZM21 229V230H24V229ZM70 228H73V229H70ZM133 228H135V230H133ZM138 228H139V230H138ZM152 228V227H151ZM187 228V229H186ZM190 228V229H189ZM56 229L59 231V233H58V231H56ZM107 229H109L108 227H107ZM72 230H74V231H72ZM81 230V231H80ZM84 230V231H83ZM133 230V231H132ZM162 230V231H161ZM192 232H191V231ZM56 231V232H55ZM109 231V230H108ZM107 230H104V233L105 234H109L110 233V231H109V233H107L108 232ZM151 231H152V229H151ZM164 231H166L165 233H164ZM136 232V233H135ZM21 233V232H20ZM20 233H19V235L18 236H20L19 238V241H22V239H24V236H26V234L24 235L23 233L20 235ZM28 233H29V230H28ZM56 233H58V234H56ZM130 233V234H129ZM137 234V233H139V234H137V236H140L141 238H136V235L135 234ZM151 233V234H150ZM153 233V234H152ZM162 233H164V235L162 234ZM172 234V235H170V234ZM79 234V235H78ZM144 234L146 235V236H144ZM147 234H149L150 235V240H148V241H146V237L148 236ZM23 235V236H22ZM28 235V234H27ZM59 237H58V236ZM61 235V236H60ZM62 235H64V236H62ZM68 235H70V236H68ZM128 235V236H127ZM132 235V236H131ZM169 235V236H168ZM192 235V236H191ZM70 238V242H68L67 243V240H66V238H68V237ZM135 236V237H134ZM191 236V237H190ZM7 237H8V240H10L9 239V236L7 235ZM22 237V238H21ZM52 237V236H51ZM56 237H58V238H56ZM107 237V236H106ZM108 237H109V235H108ZM125 237H129V238H131V237H133V238H131V241H130V239L129 238H127L129 241V243L127 242V239H125ZM10 238H11V236H10ZM64 238V239H63ZM68 238V239H69ZM76 238V239H75ZM134 238H136V239H134ZM143 238H145V239H143ZM167 238V240H165V239ZM170 238H172V240L174 241V239H175V241L173 242ZM3 239H6V237L5 238H2V240L1 241H3ZM59 239V240H58ZM153 239V240H152ZM169 239V240H168ZM7 240V241H8ZM64 240H65V244H64ZM73 240V241H72ZM133 240V241H132ZM138 240H140V241H138ZM186 240H187V242H186ZM189 240V241H188ZM190 240H192L191 242V244H190ZM7 241L5 240L4 242H3V244L1 243V245L0 246H3V247H5L8 243H9V241H8V243H7ZM11 241H12V239H11ZM53 241V242H52ZM61 241H63V245L62 244H60L59 242H61ZM122 241V242H121ZM135 241V244L133 243ZM150 241V242H149ZM7 243V244H5L4 245V243ZM105 242V243H106ZM139 242V243H138ZM149 242V244H147ZM162 242V243H161ZM173 242V243H172ZM11 243V242H10ZM9 243V244H10ZM70 243V244H69ZM106 243V244H107ZM112 245H111V244ZM125 243H126V245H127V248L126 249H128L129 247H130V249H128L127 251H126V249L124 248V247H126V245H125ZM179 243H181V245L179 244ZM186 243V244H185ZM58 244V245H57ZM60 244V245H59ZM67 244V245H66ZM119 244H120V246H119ZM138 244H142V245H140V246H138ZM143 244H145L146 245V247H145V245H143ZM156 244H157V246H156ZM178 244V245H177ZM188 244V245H187ZM109 245H111V247H113V248H110V247H108ZM128 245H132V246H128ZM148 245V246H147ZM158 245H160V246H158ZM175 245V246H174ZM177 245V246H176ZM192 247H191V246ZM8 246V249L9 248H11V245L9 246V245H7ZM63 246V247H62ZM67 246H69V247H67ZM122 246V247H121ZM137 246V247H136ZM142 246V247H141ZM188 246H190V247H188ZM59 247V248H58ZM106 247H108V248H106ZM115 247H117V248H115ZM134 247H136L134 250L132 249V248H134ZM140 247V248H139ZM157 249H156V248ZM188 247V248H187ZM5 248H7V247H5ZM40 248V249H39ZM62 248V249H61ZM65 248V249H64ZM110 248V249H109ZM124 248V249H123ZM145 248V249H144ZM174 248V249H173ZM192 248H194V249H192ZM40 251H39V250ZM112 249V250H111ZM115 249V250H114ZM117 249H118V251H121V252H118L117 251ZM120 249V250H119ZM137 249V250H136ZM139 249V250H138ZM155 249H156V252H155ZM172 249V250H171ZM191 250V252H190V250ZM43 250V251H42ZM56 250H57V252H56ZM59 250V251H58ZM64 250V251H63ZM194 250V251H193ZM42 251V252H41ZM47 251V252H46ZM66 251V252H65ZM113 251V252H112ZM117 251V252H116ZM132 252V253H134L133 254V256H132V253H130V252ZM139 251V252H138ZM154 251V252H153ZM52 252H54L53 253V255H52ZM62 252H64V253H62ZM114 252H116V253H114ZM124 252H126V255H125V253ZM136 252V253H135ZM152 252H153V254H152ZM168 252H169V250H168ZM194 252V253H193ZM113 253V254H112ZM124 253V254H123ZM128 253V254H127ZM140 253H143V254H141L140 255ZM154 253H156V254H154ZM170 253H168V255L169 256H171L170 255ZM190 253V254H189ZM59 254V255H58ZM63 256V258H61L59 261H58V259L60 258V256L61 255ZM64 254V255H63ZM167 254V253H166ZM56 257H55V256ZM58 255V256H57ZM113 255V256H112ZM115 255L116 256H118L119 257V259L116 257L115 258ZM125 255V256H124ZM155 255V256H154ZM168 255H165L166 257H169ZM61 256V257H62ZM123 257V258H121V257ZM128 256V257H127ZM136 258H135V257ZM138 256V257H137ZM144 256H146V257H144ZM150 256V257H149ZM41 257V256H40ZM39 257V258H40ZM100 256L99 255H97V256H95V260L97 259V258H99ZM142 257H144V258H142ZM154 257V261L153 260H151L152 258ZM166 257H165V259H166ZM172 257V256H171ZM54 258V259H53ZM56 258V259H55ZM115 258V259H114ZM121 258V259H120ZM142 258V259H141ZM147 258V259H146ZM170 258V257H169ZM169 258H167L166 260H168ZM251 261L250 262H252V264H264V252H263V250H258V251H255V252H253V253H251ZM65 259V260H64ZM127 259H129V260H127ZM133 259V260H132ZM137 259V260H136ZM139 259V260H138ZM141 259V260H140ZM145 259V260H144ZM189 259V260H188ZM27 260H29V259H25L24 260V262H27ZM92 260H94V259H92L91 258V260H89L90 262H89V264L91 263V261ZM118 260V261H117ZM172 261V259H169L168 261ZM212 260V262H213V264H214V261H216V259L214 258V259H211ZM57 261V262H56ZM127 261H129V262H127ZM143 261V262H142ZM146 261V262H145ZM167 261V262H168ZM171 261L170 262H168V264L169 263H171ZM219 261H220V259H219ZM31 262H32V260L30 261L29 260V262L28 263H25V264H31ZM49 262V264H51ZM66 262V261H65ZM111 262V263H110ZM193 262V263H192ZM102 264V263H97V260H96V263H95V261H93L91 264ZM118 263V264H119ZM65 264H67V262L65 263ZM215 264H219V263H215Z\"/></svg>", "mask_w": 264, "mask_h": 264}]
</instances>
